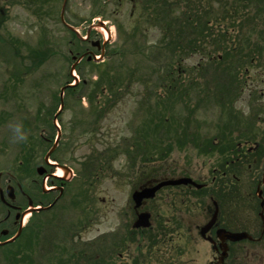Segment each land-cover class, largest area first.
<instances>
[{
  "label": "rangeland",
  "instance_id": "rangeland-1",
  "mask_svg": "<svg viewBox=\"0 0 264 264\" xmlns=\"http://www.w3.org/2000/svg\"><path fill=\"white\" fill-rule=\"evenodd\" d=\"M45 1L0 0L4 11L0 14L1 186L21 181L38 201H48L57 193L41 198L40 183L33 181L41 177L32 171L43 162L46 148L55 139V128L43 123L58 100L71 55L77 53L79 44L58 22L62 0ZM158 1L162 2L67 1L64 16L82 37L90 24L96 27L98 33L91 32L87 41L106 36L99 31L98 21H107L111 29L104 59L79 64L85 96L77 94L82 90L80 82L73 97L64 96L66 105L58 117L61 141L52 158L66 162L77 177L66 183L62 199L48 215L33 216L31 225L50 218V225L45 221L40 231L49 235L50 243L42 233L36 238L32 229L30 239L0 249V264H34L42 253L53 257L49 264H210L214 260L211 245L197 232L211 214L208 195L192 192L188 186L162 188L145 205L152 219L150 238L147 233L133 234L127 240L132 219L130 194L151 179L184 175L209 188L226 149L244 139L242 130L256 131L257 140L264 137L260 123L264 118V0H235L234 10L232 0H176L177 10H167V15L163 2ZM99 7L105 8L103 13L97 12ZM169 16L171 23H166ZM167 24L174 31L171 36L186 26L185 40L196 38L201 43L187 54L181 48H169L161 66L153 57L156 45L168 36ZM176 53L182 54L178 68ZM172 61L176 71L169 76L164 65ZM98 109L101 119L96 117ZM36 122L42 124V131ZM16 125L24 139L17 137ZM209 142L213 147L208 148ZM104 148L115 151L105 153ZM98 152L106 154L105 162L110 165L96 178L94 174L89 185L83 182L79 162ZM263 164L264 158L256 170L242 162L231 164L226 182L236 194L225 202L223 217L228 229L258 234L256 180ZM151 165L155 166L153 175ZM214 182L228 192L216 176ZM73 196L81 203H69ZM30 217L26 215L25 221ZM118 232L126 242L114 249ZM49 244L47 253L48 248L42 247ZM225 264H264V235L259 242L242 240L231 245Z\"/></svg>",
  "mask_w": 264,
  "mask_h": 264
},
{
  "label": "water",
  "instance_id": "water-1",
  "mask_svg": "<svg viewBox=\"0 0 264 264\" xmlns=\"http://www.w3.org/2000/svg\"><path fill=\"white\" fill-rule=\"evenodd\" d=\"M72 68H73V66L71 67V69ZM64 88H65V86L61 88L60 99L62 98V91L64 90ZM47 156H48V153L45 156V160L47 159ZM63 169H64V172L68 171V170H66V168H63ZM40 170H39L40 173H42L43 170L42 169H40ZM181 183L182 184L189 183V184L195 185L197 187L200 186V185L196 184L194 181H192L190 178H187V177L163 180L161 182H158L155 185L144 186V187L140 188L139 190H135L132 193V198L135 202V206L136 207L139 206L141 204V201L143 198L153 197L155 194V191L157 189H159L160 187H162L164 185H169V184L175 185V184H181ZM8 195L13 197L12 188L8 189ZM258 195H260V191H258ZM262 204L263 203L261 202V206H262ZM216 215H217V209L215 208L211 219L205 225H203L200 228V233L203 236L208 231V229H210V227L215 223ZM148 217H149V215L147 213L139 214L138 219L135 223V226H147V225H149ZM216 236L220 240V244H219V247L221 249L220 260H222L226 256V251H227V245L225 243L226 240L237 241V240L244 239V238L251 239V236L248 235L246 232H229V231L225 230L224 228H218L216 230Z\"/></svg>",
  "mask_w": 264,
  "mask_h": 264
},
{
  "label": "trees",
  "instance_id": "trees-1",
  "mask_svg": "<svg viewBox=\"0 0 264 264\" xmlns=\"http://www.w3.org/2000/svg\"><path fill=\"white\" fill-rule=\"evenodd\" d=\"M161 1H159V3H160ZM188 2H191V0H188ZM236 1L234 0H232L231 1V3H230V7L232 8V10H234L235 8H236V3H235ZM248 5V4H247ZM164 9H165V13H166V15H167V10H169L170 11V9H172V8H178V6H177V3H176V1L175 0H164V4H163V6H162ZM170 14H171V12H170ZM180 14H183L182 12L180 13ZM180 17V16H179ZM170 18H171V16H169L168 17V19L166 20V22H169V20H170ZM180 19H181V17H180ZM158 23V22H157ZM186 26H184L183 28H182V31L181 32H178V34H177V36L176 37H174V36H171L170 35V32H172L173 31V29H172V26L171 25H168L167 24V26H166V30H168L167 32H168V37H170V40H167V39H165V40H162L159 44H161V46H162V49H163V46L165 47V48H167L166 49V52L168 53V49L169 48H181L180 50H182V52L184 53V54H187L188 52H190V51H192L191 49H189V48H192V49H196V47H197V45H199L198 44V41L196 40V38H191V39H186L185 40V33L187 32V31H189V29H187V28H185ZM173 33H174V31H173ZM179 37H182V38H184V40L185 41H182V40H179ZM175 38H176V40H175ZM175 44H177V45H175ZM201 49H202V47H200ZM179 50V51H180ZM263 51V50H262ZM181 52V53H182ZM181 53H176V62H177V66H179V67H181ZM169 54V53H168ZM229 54V52H227L226 53V55L225 56H227ZM207 59L209 60V62H212L213 60H212V58H209V56H208V53H207ZM171 58H172V56H171ZM174 61V60H173ZM173 61H172V63H169L168 65H166L165 66V70H166V72H170V74H172V69L174 68V64L176 63V62H174L173 63ZM89 64H92V63H89ZM167 75V74H166ZM82 89V88H81ZM76 89L75 88H68L67 90H66V94L68 95V96H73L74 94H75V91ZM211 144H213L212 142H209V143H207V146H208V148L211 146V147H213V145H211ZM215 146V145H214ZM230 146H232V150H230L231 152H232V154H234V152H236V151H234V148L236 147L235 146V143H231V145ZM229 151V150H228ZM250 154H252V153H249V155ZM257 155V154H256ZM248 160H249V158H248ZM248 160L246 161V162H248ZM248 168V167H247ZM234 172V171H233Z\"/></svg>",
  "mask_w": 264,
  "mask_h": 264
},
{
  "label": "flooded vegetation",
  "instance_id": "flooded-vegetation-1",
  "mask_svg": "<svg viewBox=\"0 0 264 264\" xmlns=\"http://www.w3.org/2000/svg\"><path fill=\"white\" fill-rule=\"evenodd\" d=\"M48 1L49 0H46L45 3H49ZM38 2H39V0H36V3H38ZM43 3H44V1H43ZM61 5H62V3H61ZM60 10H61V7H60ZM65 12H66V6L64 8V13ZM67 13H68V10H67ZM63 16H64V14H63ZM58 22H59V24L61 26H64V23H62V21L60 20V16H59ZM64 22L65 23H70L65 17H64ZM48 180L50 182H53V184H55V187L56 188L57 187L64 188L63 187L64 186V182L63 181L57 180L55 182V181H53L54 179L51 176L48 177ZM52 192H58V191H57V189H54V190L50 191L49 193H52ZM18 193H19V195L22 198H25L26 197V194H25V192L22 189H18ZM15 199H16V197H15ZM0 205L4 206L3 208L5 209V216L2 217V218H0V237H1L2 236V231L4 229H6L8 231V233L10 231H13L11 228H14L17 224H16V221L14 219L13 220L12 219L10 220L11 215H14L15 216V214L17 212H20L22 206H21V204L17 203L16 200H14V202L12 203V205H7V204H3V203H1ZM3 227H5V228H3Z\"/></svg>",
  "mask_w": 264,
  "mask_h": 264
},
{
  "label": "clouds",
  "instance_id": "clouds-1",
  "mask_svg": "<svg viewBox=\"0 0 264 264\" xmlns=\"http://www.w3.org/2000/svg\"><path fill=\"white\" fill-rule=\"evenodd\" d=\"M15 133L17 134V137L19 139H24V136L21 135V127H20V125H16L15 126Z\"/></svg>",
  "mask_w": 264,
  "mask_h": 264
},
{
  "label": "bare ground",
  "instance_id": "bare-ground-1",
  "mask_svg": "<svg viewBox=\"0 0 264 264\" xmlns=\"http://www.w3.org/2000/svg\"><path fill=\"white\" fill-rule=\"evenodd\" d=\"M104 31V30H103ZM106 34V33H105ZM56 175H60L61 174V170L57 169L55 172Z\"/></svg>",
  "mask_w": 264,
  "mask_h": 264
}]
</instances>
